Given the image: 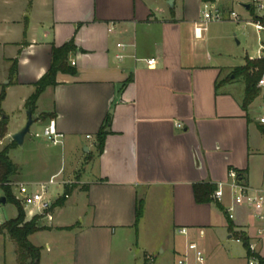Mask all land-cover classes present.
<instances>
[{
    "label": "crops",
    "instance_id": "crops-1",
    "mask_svg": "<svg viewBox=\"0 0 264 264\" xmlns=\"http://www.w3.org/2000/svg\"><path fill=\"white\" fill-rule=\"evenodd\" d=\"M214 3L222 12L230 11L229 0ZM201 4V0H172L171 5L168 0H0V81L9 79L10 86L0 87V92L5 90L3 101L25 87L21 98L25 104L33 83L49 67L52 46L72 41L74 47L67 59L68 64L74 62L70 64L74 73L58 72L56 85L38 96L34 112L36 121L45 126L52 119L63 135L60 162L49 166V142L40 136L32 174L20 182L12 178L15 185H35L60 174V179L76 185L63 206L51 208L50 217H40L38 226L45 229L29 236L40 249L30 239L39 232L67 241V246H54V261L39 254L38 264H122L117 258L113 262L111 250L118 230L133 234L137 248L133 264H148L147 257L151 264H176L181 258L196 264L187 248L188 241L196 239H206L209 251L237 245L247 264L246 249L227 229L223 210L231 204L228 187L222 201L203 204L195 202L192 188L198 183H226L232 169L241 172L246 186L264 192L260 144L264 125L252 108L256 100L260 108L261 99L257 96L245 106L244 82L238 86V76L232 73L246 58H255L224 52L220 36L208 25L201 39L195 38ZM117 53L123 54L121 60L115 58ZM12 59L17 61L13 76ZM148 59H154L151 67ZM44 114L51 116L43 118ZM107 117V135L98 152L96 135ZM20 127L7 128L3 139ZM66 150L82 154L67 157ZM138 202L142 214L135 227ZM72 211L79 224L68 222ZM11 213L10 219L16 208ZM30 219L25 213V220ZM3 220L2 216L0 224ZM231 221L248 243H256L257 230L264 228V221L246 205L235 207ZM181 227L187 235L177 233ZM0 238L4 243L0 264H17L13 241L6 233ZM44 245L49 254L51 245ZM64 250L67 256L62 258Z\"/></svg>",
    "mask_w": 264,
    "mask_h": 264
},
{
    "label": "rangeland",
    "instance_id": "rangeland-1",
    "mask_svg": "<svg viewBox=\"0 0 264 264\" xmlns=\"http://www.w3.org/2000/svg\"><path fill=\"white\" fill-rule=\"evenodd\" d=\"M230 1V11L235 12L242 20L251 21L252 18L258 14V11H256L254 8L250 7V9L246 10L243 5L249 4L250 0H229ZM227 13L229 11H226ZM208 26L215 28L217 31L216 33L220 36V41H218V44H222V49L224 52H229L231 56H240L242 58L245 57H256V49L258 47V40L257 37L260 38L262 41V44L264 45V31H261L258 35L255 32L254 28L251 26V24L246 23L245 21H222V22H213L208 24ZM226 46V47H225ZM225 48H227L225 51ZM233 50L234 53L231 52ZM234 54V55H233ZM233 73V72H232ZM9 79H5L3 81H0V87L6 88L10 87L9 85H6V82H8ZM12 80V79H11ZM237 85H242L243 78L241 76H238L236 79ZM25 91V87L20 88L19 92L16 94L10 93L9 96L1 102L0 104V118H6V124L9 131L17 130L20 127L19 130H21L26 121H27V109L23 107V100L21 101V98H23V94ZM258 100L254 102L253 108V115L258 119L259 115L261 114L262 110L261 108L257 107ZM33 118L34 114H33ZM44 127V122H38L34 121V123L30 127L29 133H27L24 137V141L21 145H15L14 148L10 151V157L11 159L17 164L18 166V174L15 176L16 180L20 182L23 180V178L27 176V174L32 171V168L37 165V150H36V143L41 140V133ZM37 133L38 136H34V134ZM261 133V132H260ZM263 134V133H261ZM93 139V138H92ZM91 139V141H92ZM12 140L11 138L8 139H2V143L0 142V149L4 146H6L8 143H10ZM260 144L264 146L263 139L260 140ZM61 151V146L58 145H52L49 142V153L52 154L51 161L49 160V166L52 164H55L58 161L59 153ZM66 150L65 154L66 156H74L78 153L82 154L81 151L76 150L75 153H71L69 150V154ZM71 154V155H70ZM74 154V155H73ZM56 156V158H55ZM89 172L86 174L88 175ZM13 191L16 197H18V190L17 186L14 185ZM27 190H32V186L28 185ZM59 194H62V185H54L50 186L48 188V195L49 199L53 200L58 197ZM20 202V201H19ZM20 205L22 206L23 211L26 213L28 210L23 207V205L20 202ZM15 210V206L12 203H7L5 207L0 208V218H4L3 221L8 220L11 218V212ZM67 212H65V216H67ZM70 220L68 219V222H74V224H79L80 219L76 218V211H72L70 214ZM68 215V217H69ZM34 216H41L42 218L44 216L36 214ZM31 217V218H32ZM40 219V218H39ZM38 219V220H39ZM2 220V219H1ZM74 220V221H73ZM38 225V221H37ZM116 238H113V243L111 246L112 250V257L113 262L114 258L120 259V262L122 264H133L134 263V255L137 252V248L135 246L134 238H132L133 234L131 232H127L126 230H118L116 232ZM31 241L33 243H39L42 248L40 249L41 256L48 255L49 258H52V261L55 260V256L53 254L54 252V246L58 243V246L63 247L64 245L67 246V241H65V238L63 236H56L54 234H48L47 232H39L36 234V236H32ZM45 242H48L51 245L52 251H49V254H46L45 249ZM198 245V248L202 251L204 255V264H246L245 260L242 258L243 251L241 247L235 246L228 250V248L219 247L216 250H208L207 246V240H198L195 241ZM13 243V242H12ZM8 241L5 242L6 247V259L7 262H10V258L12 256V253L10 252V245ZM14 245V243H13ZM210 247V246H209ZM131 249V250H129ZM3 250H4V243L2 239L0 238V262L4 260L3 257ZM192 252V251H191ZM62 258L64 256H67L66 251L61 252Z\"/></svg>",
    "mask_w": 264,
    "mask_h": 264
},
{
    "label": "trees",
    "instance_id": "trees-1",
    "mask_svg": "<svg viewBox=\"0 0 264 264\" xmlns=\"http://www.w3.org/2000/svg\"><path fill=\"white\" fill-rule=\"evenodd\" d=\"M215 0H201L202 3L214 2ZM250 9V8H249ZM72 41L63 44L60 47L52 46L51 61L47 71L33 83L34 90L28 96L25 101L24 107L34 114L36 109V101L38 96L48 87L56 85V74L60 73H74V69L68 64L67 59L69 52L73 50ZM16 59H12L10 74L13 76L16 73ZM264 70V59L261 60H245V64L241 67H237L233 70L234 76H241L244 82V104L249 105L257 96L258 88L256 87L257 81ZM5 97V90L0 92V104ZM51 115H42L43 118H47ZM109 126V118L107 117L100 127L96 139L97 149L101 152L104 145V140L107 135V127ZM261 130L264 132L263 128ZM7 134L6 119L0 121V142ZM14 142L11 141L6 146L0 149V189L2 194L6 197V202L12 203L17 214L14 218L4 221L0 224V234L6 233L15 245L14 253L17 264H38L40 248L32 245L29 241V236L45 229V227H39L37 221L41 216H34L29 221L25 220V212L20 205V202L12 194V178L18 174V166L10 159L9 151L14 147ZM16 145V144H15ZM236 171V170H235ZM239 179L242 178V174L236 171ZM76 188V185H69L64 188L62 195L56 198L51 208L61 207L70 196L71 192ZM217 186L211 183H198L193 185L194 200L198 204L213 202L211 196L216 190ZM83 189V187H81ZM224 214L227 221V229L231 236L234 238H240L242 245L246 249L247 253V240L242 233L234 231V225L228 218L225 210ZM142 214V204L138 202L135 209L134 226L136 227ZM248 254V253H247Z\"/></svg>",
    "mask_w": 264,
    "mask_h": 264
},
{
    "label": "built area",
    "instance_id": "built-area-1",
    "mask_svg": "<svg viewBox=\"0 0 264 264\" xmlns=\"http://www.w3.org/2000/svg\"><path fill=\"white\" fill-rule=\"evenodd\" d=\"M250 7L258 11L251 21L242 20L235 12L229 11L228 13L222 12L214 2L202 3L200 9V16L198 22L193 29V35L197 39H201V33L206 30L208 24L213 22L222 21H245L251 24L257 35L264 31V0H250L248 4ZM109 30H112L110 27ZM258 47L256 49L255 59H264V45L259 37ZM118 48L123 49V44H116ZM115 58L121 60L123 58L122 53H117ZM251 59V60H255ZM74 65V62L70 63ZM148 67L154 64V59H148L146 61ZM256 87L258 88V97L261 99V114L259 115L257 122L260 125H264V70L262 71ZM41 137L52 145L61 144L63 135L59 133L55 128V123L52 119L43 127ZM60 174L51 176L47 181L38 183L32 186V190H27L26 184H16L18 199L24 208L28 211L26 214L33 215L39 214L42 216L50 217L49 210L51 209L52 201L49 199L48 188L54 185H62L63 188L72 185L71 182H67L60 179ZM228 182L219 183L216 190L213 192L211 199L214 202H220L224 196V187L227 186L230 190L231 204L226 208L227 216L230 220L234 218L235 207L239 205H246L253 210V215L257 220L264 221V192H257L248 186H246L241 179L238 178L236 171L229 169L227 172ZM15 184L12 183V187ZM1 192V189H0ZM177 233L187 235L186 228L181 227L176 229ZM258 240L256 243L247 244V264H264V228H259L256 232ZM238 243H242L240 238H234ZM187 248L193 252L196 264H204V255L198 248L195 241L191 240L187 243ZM148 264L152 263V260L147 257ZM176 264H186V259H178Z\"/></svg>",
    "mask_w": 264,
    "mask_h": 264
},
{
    "label": "water",
    "instance_id": "water-1",
    "mask_svg": "<svg viewBox=\"0 0 264 264\" xmlns=\"http://www.w3.org/2000/svg\"><path fill=\"white\" fill-rule=\"evenodd\" d=\"M172 0H168V4L171 5ZM244 8H248V5H243ZM38 120L36 117L33 118V114L31 111L27 110V121L24 125V127L13 133L10 138L11 140L16 144V145H21L24 141V137L27 133L30 131L31 125L34 123V121ZM6 204V197L4 195H0V205H5Z\"/></svg>",
    "mask_w": 264,
    "mask_h": 264
}]
</instances>
